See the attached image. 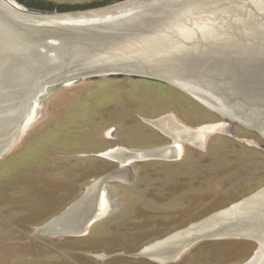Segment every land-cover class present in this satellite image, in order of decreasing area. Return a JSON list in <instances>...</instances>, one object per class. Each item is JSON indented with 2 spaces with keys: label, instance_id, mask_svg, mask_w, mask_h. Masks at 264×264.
<instances>
[{
  "label": "rangeland",
  "instance_id": "374dc122",
  "mask_svg": "<svg viewBox=\"0 0 264 264\" xmlns=\"http://www.w3.org/2000/svg\"><path fill=\"white\" fill-rule=\"evenodd\" d=\"M7 1L23 6L24 11L27 10L26 12L32 14L42 13L46 16L45 13L58 12L34 11L19 0ZM44 1L54 5L98 4V7L95 6L94 9L90 7V9L76 10L75 12H58L72 15L74 18L84 17L87 19L94 12L133 0ZM235 1L215 0L213 6L217 10L223 5L225 7L228 3L241 5L243 14L247 13L245 17L243 16L244 19L252 18L256 13V19L260 25L258 22L250 23L248 21L243 24L248 25L244 26L243 30H236L235 34L246 35L239 39L241 43L234 40L230 45H226L227 48L224 49L229 53L228 56H225V53L222 54L220 50H216L215 53L221 54L211 56L208 54V58L201 63L182 62V64L175 65L176 59L183 60V58L175 57L176 55L170 57L168 52L166 53V47L156 40L163 34L156 27L151 31L143 29L135 31L142 39L140 44L143 43L136 55L132 56L133 48L130 47V44H126L127 48L114 52L117 56H125L128 58L127 63H132L142 70L150 67L157 69L158 67L172 74L171 69L176 70V67L181 69L183 66L185 73L192 74L188 76L190 78L184 79L195 81L196 85L204 87L218 98L225 100L229 104H227L228 108L234 113L232 116L215 111L208 107V104L199 99L196 100L181 88L165 80L161 81L159 79L162 78L154 75L159 79L132 74L117 75L124 78L120 82L110 79L117 76H87L80 83L65 86L66 82L73 81L76 76H79L76 75L75 78L71 76L77 70L95 64L97 67H101L103 63L107 66V63L111 62L108 60L115 57L113 53L109 52L112 49L102 52V47L101 52L97 51L101 47L99 44L104 40L107 41V46L112 45L115 40L107 38V35L106 39H96L87 31V34L82 35V31L81 35H76L77 37L73 35L72 37L77 39L75 41L70 38L74 41L71 46L58 37L48 39L50 42L60 44V47L56 49L59 58L57 60L64 61V66H66L60 72H70L69 78L46 85L49 76L38 80L32 79L31 75L29 78L15 75L16 77H12L9 84L0 82V96L3 95L0 97V148L10 141L16 126L22 121L20 123L22 127H19L12 146L0 157V264H163L168 261L156 260L141 254L152 245H166L160 241L164 242L163 240L202 223L216 213L231 209L264 189V135L261 131L247 125L244 120L246 117H251L256 119L255 121L262 120L264 122V0H237L236 3ZM103 2H106L107 5H99ZM189 2V0H180L177 3L166 5L152 2L149 9H156L153 11L154 15L157 12H162V16L168 17L177 11V5L189 6ZM202 10L203 8L198 9L200 12ZM149 15L147 13V15L139 16L146 20L147 26L148 24L153 25V19L157 18L159 13L155 16ZM189 17L191 20L185 21L180 29L181 32L182 29L189 31L184 35L185 39L190 37L189 34L196 32L192 37L201 36L199 42L205 44L207 42L206 31L202 29L193 31L191 28L197 26L199 23L196 24L195 21L199 20H196L198 18H194V16ZM120 21L113 18V22L104 24L109 25L104 27H112L115 24L118 28L126 27L132 30L131 27L137 25V23L133 25L132 21L127 19L123 21L126 23H120ZM92 22L97 24L95 20ZM89 23L91 22H84V26ZM102 24V22L99 23V25ZM88 28L86 26L84 29ZM251 32L253 36L249 34ZM152 38L153 40H151ZM255 38L256 40H254ZM26 40L28 43H32L29 39ZM196 40L197 38H195ZM197 44L199 43L197 42ZM204 46L205 51L206 45ZM38 49L40 53L46 54L45 48L39 47ZM8 53L12 54L11 51ZM25 54L28 56L25 57V61L32 63L35 57L29 58L30 53L26 52ZM38 56L41 57V55ZM55 56L56 54L53 53L50 59ZM42 57L47 59L46 56ZM49 61L48 59L42 61L43 65L45 64L44 69L48 68ZM52 64L57 65V62ZM32 65L28 66V70L34 73L35 67ZM179 71L176 74H180ZM41 73L45 74V72ZM43 74L41 76H44ZM134 78L149 81H134ZM98 91H104L105 95L99 94ZM129 98L141 102L129 113L130 126L140 128L139 130L150 134L146 137L126 135V140L119 142L122 148L132 151H151L153 147L174 145V140L160 130L149 126L144 127V119L156 120L163 116L173 115L177 121L193 130L219 123H231L236 130L237 139L225 142L230 144L233 151L228 152L230 157L224 159H236L238 164L242 165V174L248 175L251 179L244 187L235 190L234 187L238 186H234L232 191H227V193L219 183L210 185L207 182H202V187L199 188V184L193 180L192 183L179 190L180 193L184 190V195H177L176 192L170 197L167 205L150 204L152 201L146 200V204L150 202L149 205H146L150 209H146L145 200L143 199L142 202V199L141 201L139 199L142 206H140V210H137L138 215L135 214L136 208L133 206L135 204L132 205L128 199H125L130 195L129 191L131 190L122 182L107 181L102 188L107 196V203L104 205L103 199H100L98 204L100 218L96 224L87 228L86 232L57 237L38 233L39 227L50 223L66 213L71 206L80 202L86 195L87 189L95 182L122 166L118 162L103 157L104 154L112 150L106 149L114 146L110 138V132L114 128L104 132L107 141L101 138L92 140L91 138L97 136L98 130L102 128V124H96L92 119L94 113H108L111 107H107V105L109 106L113 102H115L114 105H117L115 110L124 109L128 112L130 109L127 107L129 103L126 100ZM102 99L106 103L105 110L97 108ZM143 102L146 104H142ZM87 116H92V119H86ZM87 127L88 132L85 130ZM150 131L155 133L152 134ZM218 131H223V127L217 129L216 132ZM216 132L208 135L203 147L187 141L181 142L179 157H183L184 154H199L204 157L209 154L207 150L212 144H225L222 141L215 142L214 139L221 140L228 136ZM76 137L78 140L73 141ZM87 137L90 141L82 140ZM145 148L149 149L145 150ZM81 152L90 154L91 152H100V154L80 157ZM138 164L141 163L131 162L127 167H136ZM193 165V161H189L187 166L191 168L190 170H194ZM189 167L185 169H189ZM220 191H224V194L221 195L226 196L223 198L225 200L223 202L216 199V197L222 199L221 195L216 196ZM142 195L145 196L144 193ZM128 201L129 204H127ZM149 210L155 214L161 213L165 219L168 218V221L164 222L163 226H161L162 224L145 223L144 219L147 217L145 214ZM142 211L144 217H139ZM135 215L138 216L137 224H129ZM262 216L256 218L264 224V215ZM118 219H122V221L116 225L118 227L116 229L110 222H115ZM102 231L103 234H101ZM148 231L156 234L148 237ZM86 233L88 236H83ZM157 242L160 243L156 244ZM260 248L259 241L246 235L202 240L185 248L182 255L177 257L178 259L174 261L171 259L172 262L166 264H248L253 261Z\"/></svg>",
  "mask_w": 264,
  "mask_h": 264
},
{
  "label": "bare ground",
  "instance_id": "6f19581e",
  "mask_svg": "<svg viewBox=\"0 0 264 264\" xmlns=\"http://www.w3.org/2000/svg\"><path fill=\"white\" fill-rule=\"evenodd\" d=\"M178 1L180 0H133L103 9L101 11L94 12V14L85 19L84 17L74 18L72 15L58 12L45 13L47 14L46 16L42 13L32 14L26 12L27 10L24 11V7L20 6L17 3H12V1L10 2L7 0H0V82L9 84L10 79H12V77H14L15 75L20 76L21 78L24 76H27L29 78V75H31L32 79L36 78L38 80H43V78L45 79V77L49 76L47 81L48 83H46V85H49L55 84V82L61 80H65V78H67L68 76L70 77V72H60V70L62 71V68H66V66H64V61L57 60L59 58L57 57L58 52L56 51V49L60 47V44L50 42L48 39L52 37H58L62 41H64V43L68 42L67 44L71 46V43H74V41H72L71 39H75V41L77 39L72 36L81 35L80 33H82L83 31L82 35L87 34L88 32L96 39H106L107 35V38L113 39V41L115 40L110 46H107V41L104 40L101 44H99V46H101L100 49L97 50L98 52H101L102 47V52L112 49L109 50V52H111V54L113 53V56L115 57L108 60L111 62H108L107 66L103 63L101 64V67H97L95 66V64L88 67L85 66L82 68V70H77V72L71 74V76H74V78L76 75L79 76H76V79H73V81L69 80V82H66L65 86L70 84L75 85L79 82V80L84 79L91 74L97 76H106L108 74H132L140 75L143 77H151L154 75L162 79L156 78L154 76L151 78L159 79L161 81L165 80L166 82L181 88L196 100L199 99L202 102L208 104V107L213 108L215 111H218L224 115L232 116V114L234 113H232L228 108V103L225 100L224 102L221 98H218V96L214 95L213 92H209V90L205 89L204 87L196 85L195 81L184 79L190 78L188 76H191L192 74L189 73L188 75L187 73H185L186 71L183 70V66L181 69H178L179 67H176L177 71L180 70V74H176L177 71L173 69H171L172 74H169V72H167L166 70L161 68L159 69L158 67L157 69H153L150 67L142 70L132 63H127L126 60L128 58H125V56L115 55V53L119 52V50L127 48L126 44H130V47L133 48L132 56L136 55V52H138V50L142 48L143 43L140 44L142 42V39H140L139 35L135 31H137V29L151 31L154 27H156L158 28L159 32L163 33L161 35L162 37H157L156 40H158L163 45V47H166V53L168 52L167 54H169L170 57L172 55H176L175 57H178L180 59L183 58V60L176 59L175 65L182 64V62H190L188 64H192L195 62L201 63V61H204L206 58H208V54L210 56L221 54L215 53L216 50H220L222 54L225 53V56H228L229 53L225 52L226 49H224L225 47L227 48L226 45H230L231 41L234 40H237V42L240 41L241 43V40L239 39L243 38V36L246 35L235 34L236 30H243L244 26H248L243 24L248 21L250 23H252V21L253 23H259V21L256 19V13L255 15L252 14L254 17L245 20L244 17L247 13L243 14V11H241L243 6L241 5L228 3L225 5V7L223 5L216 10V7L213 6L215 5V0H189V6L177 5V11L173 12L174 14L172 13L168 17L162 16V12H157V14L155 15H158L159 13V16L153 19V25L148 24L147 26L146 20L139 17L142 15H147V13L150 15H154L153 11H155L156 9H149V6L152 2L166 5L173 2L177 3ZM261 3L263 4V2ZM199 8H203V12L198 11ZM189 16H194V18H198L196 20L200 21H195L196 24H199L191 28L193 31H198L199 29L206 31L207 34L205 35H207V42L205 44L199 42L201 41V36L199 37L196 35L192 37V35L196 32L193 34H189L190 37L188 39H185L184 35L189 31H187L186 29V31H183L182 29L181 32L180 29L185 21L191 20ZM113 18L121 20L120 23H126L123 21H126L127 19L129 21H132L133 25L134 23H137V25H134L132 27L130 25L132 30L127 29L126 27L118 28L115 26V24H113L114 26L112 27H104L109 26L104 24H110L111 22H113ZM93 20H95L97 24H95V22H92ZM87 21H90L91 23L84 26V22ZM100 22H102L103 24L99 25ZM86 26L89 28L84 29L86 28ZM249 34L253 36L252 32ZM153 38L151 40H153ZM195 38H197L196 41ZM26 39H29L32 43H28ZM254 40H256V38ZM148 41L146 42L148 43ZM197 42L199 44H197ZM204 45H206L205 51L203 49L205 47ZM39 47L45 48L46 54L42 52L40 53L38 49ZM9 51H11L12 54L8 53ZM26 52L27 54L30 53L31 56L29 58L35 57L32 63H28L25 61V57H28L25 54ZM14 53L16 54L13 56ZM53 53L56 54V56L50 59ZM38 55H41V57H39ZM42 56H46L48 61L50 60L49 64L47 65L48 68L44 69L45 64L43 65L42 61H47V59ZM56 62L57 65L52 64ZM29 65L35 67L33 69L34 73H31L30 70H28ZM41 72H45V74ZM57 72H60L61 74H57ZM42 74L44 76H41ZM1 87L3 88V86ZM244 120L247 125L261 131V133L264 135V122L262 120L255 121L256 119L251 117H246ZM20 123H22V121ZM20 123L18 124V126H16L15 132L13 133L10 141L0 148V157L2 153H4L10 146H12L14 140L16 139L15 135L19 127H22V124L20 125ZM151 124L164 131L170 137L174 138L176 142L181 139L182 141L183 139H186L195 145H201L202 141L206 137H208L210 133L216 132L220 127H223V131L227 130L226 126L223 124L204 126L199 130H193L189 127H186L185 125H182L177 120H174L171 115L166 117L164 120L152 121ZM177 149V147H171L162 149L155 153H159L162 155H174L178 153ZM106 156L114 160L121 161L122 164H127V161H129L130 159L132 160L133 158V156L128 155L126 151L120 149L116 150V152L112 151V153H109ZM109 178L112 179V176H110ZM97 185L98 184H96L95 187ZM91 194L92 192L89 193L86 203L79 204L75 209H73V215L71 216L72 219L70 218L71 221H69L68 224L66 220L61 218L58 219V221L56 220L55 223L41 228L40 231L44 234L47 233L52 235H54L56 232L62 233V231H67V227L71 228V230L73 231H78L81 227V223L87 218L92 209L93 200ZM263 209L264 189H262L260 192L250 197L249 199L238 203L231 209H228L220 214H216L207 221L197 224L180 234L174 235L172 238H170V240L163 242L166 245L162 246L155 244L156 246H152L151 248L146 250L144 254L160 261H170L171 259L175 260L179 255L182 254L185 248L197 242L199 238L197 236L199 233L210 232L207 236H220L222 238H227L246 235L256 239L257 241H259L261 248L253 261L248 264H264V224L256 218L264 215ZM81 229L82 230L78 231L77 233H81L83 231V227ZM67 232L71 231L69 230Z\"/></svg>",
  "mask_w": 264,
  "mask_h": 264
},
{
  "label": "flooded vegetation",
  "instance_id": "af4514ba",
  "mask_svg": "<svg viewBox=\"0 0 264 264\" xmlns=\"http://www.w3.org/2000/svg\"><path fill=\"white\" fill-rule=\"evenodd\" d=\"M90 7H92L94 9L95 6L89 5L85 9H90ZM73 12H75V11H73ZM110 79L111 80H117L120 82L124 78L122 76H119V77L117 76L116 78H110ZM133 80L134 81H149V80H142L139 78H134ZM98 93L101 95H105L104 91L103 92L98 91ZM100 96H98V97H100ZM126 102L129 103V106L127 105V107H129V109H130V110H128V112L125 111L124 109L123 110H121V109L115 110V109H117V107H116L117 105H114L115 102H113L109 106L107 105V107H111V109L108 113H105V112L94 113L93 119H92V116H87L86 119L90 118L92 120H95L96 124H102L101 125L102 128H100L98 130L99 133H97V136H95V137L93 136V138H91L92 140L93 139L96 140V139L101 138V139L107 141L105 138L104 132L108 129L114 128L110 132V138H111V141H113L112 143L114 144V146L108 147L106 150H108V149H112V150L110 152L104 154L103 157H105L109 153H112V151L116 152V150L120 149V150L126 151L128 153V155L133 156L132 160L130 159L129 161H127V164H122L121 161L114 160V159L109 158L107 156L105 158H107L111 161L118 162L122 166H124L125 168H127L129 163H131V162H134V163L140 162L141 163V164L136 165V167H134L130 170L124 169L122 166H120L119 169L114 170L112 173L104 176V177L112 176V179L109 182H113V181L122 182L125 184V186L127 188H129L131 190V191H129L130 195L125 197V199H128L130 201V204H132V205H133V203L135 204V205H133L136 208L135 214L138 215L137 210H140L141 209L140 206H142V203L138 201L139 199H140V201L142 199V202H143V199L145 200L144 206L146 209L149 208V206H146V205H149V203H150V202H148V204H146V200L152 201L150 204H156V205H165L166 204L167 205V204H169L170 197L175 195L176 192H177V195H184V193H185L184 190L181 193L179 192V190H182L186 185H189L190 183H192L193 180L197 184H199V188H200L202 182H204V183L207 182L210 185L219 183L220 185H222V188H224L225 189L224 191L227 193V191H232L231 189L234 186H238V187H234L235 190L239 187H241V188L244 187L248 183V181L251 179V177H249L248 175L242 174L243 173V172H241L242 165L240 166L238 164V162L236 161V159L235 160L229 159V158L224 159L225 157H230L228 152L233 151L230 147V144H226L225 142H231V141H235L237 139L236 138V130H235L234 126H233L234 135H231L229 133H219V134L227 135L228 138L221 139V140L214 139V141L215 142L216 141H220V142L222 141L225 144H221V143L212 144L209 147V149L207 150V152L209 151L208 152L209 154L205 155L204 157H202L199 154H192V155L189 154L190 156L184 154L183 157H179V153L181 150L180 149V143L183 141L184 142L187 141L188 143H191V144H193V143L186 140V139H183V141L181 139V140H178V142H176L175 139L172 137L171 138L174 140L173 146L169 145V147H168V145L167 146L161 145V146L153 147L151 151H148V150L147 151H132V150L122 148V146L119 145V142L126 140V138H125L126 135L131 136V137L138 136V135L146 137L148 134H150L148 132L139 130L140 128L130 126L131 120H129L130 119L129 113L131 111H133L134 108H137L138 107L137 104H140L141 102H139L136 99H130V98H129V100H126ZM142 104H146V103L143 102ZM107 107H106L105 100L102 99L101 104H98L97 108H99L101 110H105ZM168 116L169 115L163 116L162 118H159L156 120H154V119H148L147 120V119H144V117H142V116H141V118L144 119V122H143L144 127L149 126L151 128H156V129L160 130L159 128H157L156 126L151 124V122L152 121H158V120H164ZM171 116L174 118V120H176L173 115H171ZM106 123L108 126L105 125ZM85 130L88 132V127ZM160 131L163 132L164 134H166L164 131H162V130H160ZM150 132L152 134L155 133L154 131H150ZM166 135L169 136L168 134H166ZM76 138H74L73 141H77L78 138L77 139ZM206 139H207V137L202 141L201 145L204 144ZM82 140H85L86 142L90 141V139H88V137L83 138ZM110 145H112V144H110ZM193 145H195V144H193ZM201 145H196V146L203 147ZM162 147H166V148L177 147L178 153L174 154V155L173 154L172 155H162L159 153H155V152L160 151L162 149H166V148H162ZM146 149H149V148H145V150ZM154 149H156V150H154ZM100 152H91V154L87 153V152H81L79 155H80V157H85L88 155L97 156L98 154H100ZM4 153H2V155ZM184 157H185V160H184ZM189 161L190 162L193 161L194 165L192 167H194V170L193 169L190 170L191 168L189 166H187L189 164ZM178 162H180V163H178ZM186 166L189 167V169H185V168H187ZM96 184H98V185L95 187ZM102 188H103L102 183L95 182L93 184V186H91L89 188V192H88V194L84 200L75 204L68 212L64 213L63 215H61L57 218H55L50 223L39 227L37 229L38 233L43 234V235H49L52 237H55V236L57 237V236H62V235H78V234H82V233L86 232L87 229L83 230L81 233H77L78 231L82 230L81 229L82 227L85 226L86 219L81 223V225H80L81 227L78 231H73V230H71V228L67 227V231L70 230L71 232L62 231V233L56 232L54 235H52V234H47V233L44 234L43 232L40 231V229L44 228V227H46L52 223H55L56 220L58 221V219H61V218L66 220L67 224H68V222L71 221V219H72L71 216L73 215V209H75L76 206H78L79 204L86 203L87 198L89 196V193H91V192H92L91 196H92V200H93L91 210H95L94 219L98 220L100 218V215H98V211H99L98 204H99L100 199H103L104 205H106V203H107V199H106L107 196L104 193L105 192L104 189H102ZM224 191L218 192L216 196L219 197L221 194H224ZM142 193H144L145 196L142 195ZM97 195H98V198H96ZM220 197H222V199L217 198V197H216V199H219L218 201H222V202L225 201V200H223V198H226L225 195H221ZM129 201L127 202V204H129ZM139 203H141V204H139ZM142 214H143V211L139 214V217H141V216L144 217V215H142ZM137 215H135L134 218L131 219V222L129 224H131V225L137 224V222H138V219H137L138 216ZM145 216H147L144 219L147 221V222L145 221V223H149L152 225H161L162 224L161 226H163V223L168 221V218L165 219L164 215H162L161 213L155 214V213H152L151 210L146 211ZM144 220H143V222H144ZM120 221H122V219L115 220V222L112 221V222H110V224L113 223V225L117 229L118 227L116 225L119 224ZM190 228H192V227H190ZM103 233L104 232L102 231L101 234H103ZM147 234H148L147 235L148 237H152L156 233H151V231H148ZM159 234H161V233H159ZM83 236H88V234L86 233ZM89 236H90V233H89ZM100 237H102V236H100ZM172 237H169V238H172ZM169 238H167V239H169ZM167 239L163 240V241L165 242V241H167ZM160 242L163 243L162 241H160ZM157 243H159V242H157ZM152 246L146 248V250H148ZM143 255L146 257H149L145 254H143ZM180 256H178V258ZM169 262H172V261H168V262H165L163 264H166Z\"/></svg>",
  "mask_w": 264,
  "mask_h": 264
},
{
  "label": "water",
  "instance_id": "95a60500",
  "mask_svg": "<svg viewBox=\"0 0 264 264\" xmlns=\"http://www.w3.org/2000/svg\"><path fill=\"white\" fill-rule=\"evenodd\" d=\"M109 76H117V75H124V74H108ZM134 76H138V75H134ZM88 77H98V76H96V75H94V74H91V75H89ZM151 78V77H150ZM154 79V78H153ZM83 81V79H81V80H79V82L78 83H80V82H82ZM219 124H223V125H225L226 126V128H227V130H226V132H223V131H218V132H216V133H229V134H231V135H234V130H233V125L231 124V123H219ZM135 166H129V167H127V168H124V169H128V170H130V169H132V168H134ZM110 176H107V177H103V178H101L99 181H97V183H102V184H105L107 181H111V178H109ZM90 188V187H89ZM89 188L87 189V191H86V195L82 198V200H84L85 198H86V196H87V194H88V192H89ZM96 198H98V195H97V197ZM81 200V201H82ZM72 207V206H71ZM71 207H70V209H71ZM70 209H68V211L70 210ZM227 210V209H226ZM226 210H223V211H221V212H224V211H226ZM67 211V212H68ZM94 213H95V210H91L90 211V214L87 216V218H86V221H85V226L83 227V230H85V229H89L90 227H92L94 224H96V222H97V220H95L94 219ZM216 214H220V212L219 213H216ZM209 218H211V217H209ZM208 218V219H209ZM207 219V220H208ZM207 220H205V221H207ZM205 221H203V222H205ZM210 232H206V233H199L198 234V236L197 237H199L198 238V240L197 241H202V240H212V239H222V237H220V236H207L208 234H209ZM144 252L145 251H143V253L141 254V255H143L144 254Z\"/></svg>",
  "mask_w": 264,
  "mask_h": 264
},
{
  "label": "trees",
  "instance_id": "16d2710c",
  "mask_svg": "<svg viewBox=\"0 0 264 264\" xmlns=\"http://www.w3.org/2000/svg\"><path fill=\"white\" fill-rule=\"evenodd\" d=\"M21 3L25 4L28 8L39 11V12H69L76 10H83L89 5H54L53 3L46 2L44 0H19ZM107 5L106 2L99 3V5ZM91 6V5H90ZM92 6H97L98 4H94ZM106 7V6H105Z\"/></svg>",
  "mask_w": 264,
  "mask_h": 264
}]
</instances>
